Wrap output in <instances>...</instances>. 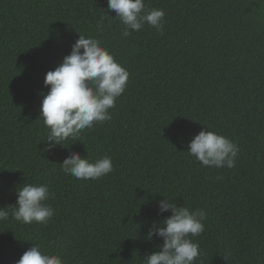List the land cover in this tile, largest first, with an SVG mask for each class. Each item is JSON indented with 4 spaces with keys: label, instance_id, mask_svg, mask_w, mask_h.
Here are the masks:
<instances>
[{
    "label": "trees",
    "instance_id": "trees-1",
    "mask_svg": "<svg viewBox=\"0 0 264 264\" xmlns=\"http://www.w3.org/2000/svg\"><path fill=\"white\" fill-rule=\"evenodd\" d=\"M163 9V34L145 24L121 36L107 0H0V264L39 243L64 264H142L162 239L145 236L164 197L206 213L195 264H264V0H145ZM105 29L96 30L104 16ZM98 39L130 72L109 110L75 139L44 152V78L79 34ZM205 128L239 148L233 168H208L187 145ZM73 152L110 156L98 180L66 175ZM46 184L47 223L12 216L16 188Z\"/></svg>",
    "mask_w": 264,
    "mask_h": 264
},
{
    "label": "clouds",
    "instance_id": "clouds-1",
    "mask_svg": "<svg viewBox=\"0 0 264 264\" xmlns=\"http://www.w3.org/2000/svg\"><path fill=\"white\" fill-rule=\"evenodd\" d=\"M107 8L115 17L104 13L96 24L103 32L105 19L112 17L122 25L121 36L139 32L145 24L163 34L165 12L149 8L145 0H107ZM79 34V33H78ZM130 72L122 66L101 42L79 34L71 46V52L54 69L46 73L44 86L48 88L40 105L39 118L47 129L44 152L53 151L62 141L75 139L94 123L111 119L109 110L125 92ZM188 155L208 168H233L239 152L237 145L227 136L203 128L187 145ZM61 170L81 180H98L114 171L112 158L102 156L90 160L73 152L63 160ZM17 201L11 216L23 224L47 223L55 215L46 202L50 198L46 184L24 183L16 188ZM159 213L171 215L159 223L151 222L145 236L162 239L159 250L143 257L142 264H195L200 256L199 244L193 238L205 230L206 213L178 206L164 197L157 202ZM9 212L0 207V220H6ZM16 264H64L58 254L42 249L39 243L24 251Z\"/></svg>",
    "mask_w": 264,
    "mask_h": 264
}]
</instances>
